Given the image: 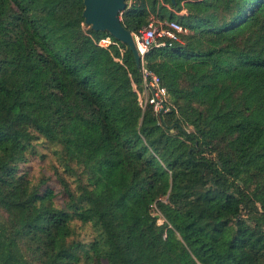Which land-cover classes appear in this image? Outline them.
Wrapping results in <instances>:
<instances>
[{
  "label": "trees",
  "instance_id": "trees-1",
  "mask_svg": "<svg viewBox=\"0 0 264 264\" xmlns=\"http://www.w3.org/2000/svg\"><path fill=\"white\" fill-rule=\"evenodd\" d=\"M83 6L0 0V264H264V0H125L131 32L185 27L143 54L159 112ZM40 137L58 190L24 165Z\"/></svg>",
  "mask_w": 264,
  "mask_h": 264
},
{
  "label": "built area",
  "instance_id": "built-area-1",
  "mask_svg": "<svg viewBox=\"0 0 264 264\" xmlns=\"http://www.w3.org/2000/svg\"><path fill=\"white\" fill-rule=\"evenodd\" d=\"M182 9L185 10L186 7L183 6ZM184 29L183 24L175 19L161 20L151 15L144 25L132 32L135 47L140 57L138 66L142 80V106L150 102L156 112L163 111L166 109L165 100L167 99V90L165 85L161 83L159 75L144 63V52L152 44L164 43V39H158V37L165 36L170 39H178L179 32ZM98 42L102 45H108L115 40L111 36L105 35L100 37Z\"/></svg>",
  "mask_w": 264,
  "mask_h": 264
},
{
  "label": "water",
  "instance_id": "water-1",
  "mask_svg": "<svg viewBox=\"0 0 264 264\" xmlns=\"http://www.w3.org/2000/svg\"><path fill=\"white\" fill-rule=\"evenodd\" d=\"M84 21L94 29H104L116 38L128 44L133 52L136 65H139V53L135 47L131 30L125 27L119 13L125 6V0H82ZM173 1V0H172Z\"/></svg>",
  "mask_w": 264,
  "mask_h": 264
},
{
  "label": "rangeland",
  "instance_id": "rangeland-1",
  "mask_svg": "<svg viewBox=\"0 0 264 264\" xmlns=\"http://www.w3.org/2000/svg\"><path fill=\"white\" fill-rule=\"evenodd\" d=\"M181 11H186V9H181ZM134 89L136 90L138 100L141 103L143 100V91L135 85ZM58 146L59 145L54 144L50 141L43 140L40 137L35 143V151L29 153V159L24 162V165L28 169L30 176L36 179L40 175H49L50 177L47 182L57 190L59 188V185L57 183V180L55 179L52 168L53 164L59 166L57 153L54 151V149ZM68 178L73 183L72 179L70 177ZM57 198L61 200L60 194L57 195ZM158 220L160 221L161 219L159 218ZM72 223L75 229V233L78 237L84 239L85 241L90 240V238L94 234V228L89 222H81L80 220L75 219L72 221Z\"/></svg>",
  "mask_w": 264,
  "mask_h": 264
}]
</instances>
